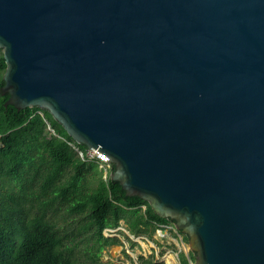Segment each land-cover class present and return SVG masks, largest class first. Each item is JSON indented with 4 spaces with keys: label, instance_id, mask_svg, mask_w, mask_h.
Segmentation results:
<instances>
[{
    "label": "water",
    "instance_id": "water-1",
    "mask_svg": "<svg viewBox=\"0 0 264 264\" xmlns=\"http://www.w3.org/2000/svg\"><path fill=\"white\" fill-rule=\"evenodd\" d=\"M0 50L4 106L107 156L194 264H264V0H0Z\"/></svg>",
    "mask_w": 264,
    "mask_h": 264
},
{
    "label": "trees",
    "instance_id": "trees-1",
    "mask_svg": "<svg viewBox=\"0 0 264 264\" xmlns=\"http://www.w3.org/2000/svg\"><path fill=\"white\" fill-rule=\"evenodd\" d=\"M5 68L0 50V264H102L103 250L122 245L117 237H105V230L123 223L129 235L151 239L158 229L173 227L172 221L159 218L145 201L126 196L119 183L109 179L112 165L104 178V169L87 156L88 150L46 111L5 107ZM6 177L4 184L1 178ZM61 208L62 233L47 217ZM80 254L84 261L77 263ZM178 260L189 264L195 258L191 252H179ZM137 264L163 262L139 256Z\"/></svg>",
    "mask_w": 264,
    "mask_h": 264
},
{
    "label": "rangeland",
    "instance_id": "rangeland-1",
    "mask_svg": "<svg viewBox=\"0 0 264 264\" xmlns=\"http://www.w3.org/2000/svg\"><path fill=\"white\" fill-rule=\"evenodd\" d=\"M87 155L89 158H92L94 152L88 151ZM7 179V177L1 178V182L6 184ZM17 190L18 188H15L14 192H17ZM64 215V210H62V208L57 212L49 211L47 215L48 219L54 220L61 233L64 231ZM123 227V223H121V227L116 229L115 232L108 233L106 230L103 232L105 237H117L122 242V245L103 250L99 257L102 264H137L139 256H143L144 258L153 256L155 259L163 262V264H167V257L170 256L174 261L173 264H179V252L188 255L187 240H181L180 237L174 233V229L169 228L170 226L162 230L163 232L161 233L156 231L151 239L146 236L133 237V239H131L129 233ZM126 237L135 243V245L131 246ZM76 259L77 263H82L84 261L81 254L76 256Z\"/></svg>",
    "mask_w": 264,
    "mask_h": 264
},
{
    "label": "built area",
    "instance_id": "built-area-1",
    "mask_svg": "<svg viewBox=\"0 0 264 264\" xmlns=\"http://www.w3.org/2000/svg\"><path fill=\"white\" fill-rule=\"evenodd\" d=\"M91 151H93V150H91ZM93 152H94V155H93V157L90 158V159H95V160L99 163V167H100V168L104 169V171H105V169H107V168L110 167L109 160H108V157H107V156H105V155H100V154L97 153L96 151H93ZM79 156H80L81 158H83L82 153H79ZM87 156H88V155H87ZM104 178H106V171H105ZM106 231H107L108 233L113 232V231L115 232V230H109V229H107ZM157 232H158V233H161V232H163V231H162L161 229H158ZM186 256H187V255H186ZM189 264H192V263L189 261Z\"/></svg>",
    "mask_w": 264,
    "mask_h": 264
},
{
    "label": "flooded vegetation",
    "instance_id": "flooded-vegetation-1",
    "mask_svg": "<svg viewBox=\"0 0 264 264\" xmlns=\"http://www.w3.org/2000/svg\"><path fill=\"white\" fill-rule=\"evenodd\" d=\"M166 228H168V227H166ZM169 228L174 229V227H169ZM174 233H175L176 235H178V236L180 237L181 240H183V237H182V235L180 234V232H176L175 229H174ZM188 253H189V252H188Z\"/></svg>",
    "mask_w": 264,
    "mask_h": 264
},
{
    "label": "bare ground",
    "instance_id": "bare-ground-1",
    "mask_svg": "<svg viewBox=\"0 0 264 264\" xmlns=\"http://www.w3.org/2000/svg\"><path fill=\"white\" fill-rule=\"evenodd\" d=\"M168 256V255H167ZM173 260H172V258L169 256V257H167V264H173Z\"/></svg>",
    "mask_w": 264,
    "mask_h": 264
}]
</instances>
